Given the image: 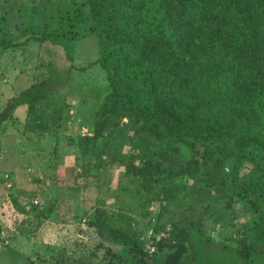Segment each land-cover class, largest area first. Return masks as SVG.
Instances as JSON below:
<instances>
[{"label":"rangeland","instance_id":"rangeland-1","mask_svg":"<svg viewBox=\"0 0 264 264\" xmlns=\"http://www.w3.org/2000/svg\"><path fill=\"white\" fill-rule=\"evenodd\" d=\"M159 3L0 0V43H17L12 50L0 46V110L17 92L16 86L24 88L34 81L39 59L52 62L61 75L68 76L61 97L45 108L49 112L64 99L55 134L24 130L20 111L0 131V240L4 243L0 264L134 263L141 255L137 247L97 248L98 239L89 225L97 207L130 217V230L141 248L149 247L151 252L155 247L156 264H176L170 259L175 253L171 245L184 228L191 229V245L185 246L183 258L197 260L199 256L202 264H247L232 252L238 249L243 235H247V243L256 241L252 226L264 215L261 194L245 199L223 194L218 201L211 196L208 202L213 205V213L209 216L204 215L203 205L189 208V199H172L161 207L159 201L148 200L140 192L134 178L124 176L119 160L128 158V141L115 161L103 152L101 139L96 140L91 153L83 155L78 147L81 138L92 135V115L110 92L105 72L97 64L87 65L100 57L104 44L125 55L135 71L142 74L149 69L139 61L137 45L143 43L144 36L149 40L170 39L158 11ZM200 16L199 8L188 7L186 18L200 22ZM46 31L73 39L72 63L60 47L48 42L22 44ZM247 108L257 111L264 123V95L248 103ZM181 161V157L171 158L169 164ZM13 198L26 213L16 208ZM253 201L261 206H251ZM49 206L52 211L44 218ZM250 264H264V254H257Z\"/></svg>","mask_w":264,"mask_h":264},{"label":"trees","instance_id":"trees-1","mask_svg":"<svg viewBox=\"0 0 264 264\" xmlns=\"http://www.w3.org/2000/svg\"><path fill=\"white\" fill-rule=\"evenodd\" d=\"M189 6L199 8L200 22L186 18ZM158 11L170 39L144 36L141 45L133 40L139 61L149 69L142 74L135 71L125 55L104 44L100 57L87 65L97 64L105 72L110 92L92 115V135L78 143L81 153L93 152L101 139L103 152L115 161L128 141V158L119 160L124 176L134 178L140 192L161 207L172 199H189V208L203 205L209 216L211 196L217 201L223 194L264 197V123L257 111L247 108L264 95V0H160ZM30 41L58 46L73 62L74 41L66 34L46 31L22 44ZM0 44L3 49L17 47V43ZM38 61L34 81L8 98L0 110V131L19 107L25 108L24 130L53 135L59 128L64 99L49 112L45 108L61 97L68 76L50 61ZM177 157L182 161L169 164ZM13 202L21 213L27 212L15 198ZM251 206L261 204L253 201ZM51 211L49 206L44 218ZM130 222L121 213L95 208L89 225L97 248L137 247L141 255L132 264H156L155 247L152 253L149 247L142 249L131 236ZM252 229L256 241L247 243L243 235L232 252L247 264L264 254V215L253 221ZM190 239L191 229L177 232L171 245L174 263L202 264L199 256L183 258ZM158 247L162 248L159 242Z\"/></svg>","mask_w":264,"mask_h":264},{"label":"crops","instance_id":"crops-1","mask_svg":"<svg viewBox=\"0 0 264 264\" xmlns=\"http://www.w3.org/2000/svg\"><path fill=\"white\" fill-rule=\"evenodd\" d=\"M18 80H19V78H18L17 80H15V81L17 82ZM15 81H14V82H15ZM14 82H13V83H14ZM14 84H15V83H14ZM30 84H31V83H30ZM30 84H29V85H30ZM29 85H26L24 88H20V89H18V87L16 86V88H17L16 91H17V92H15V93H13L12 95H10V97H11V96H14V95H16L17 93H19L20 91L24 90V89H25L26 87H28ZM10 97H9V98H10ZM19 111H20V113H23V117H24V111H25V108H24V107H19V108L16 110L15 114H16L17 112H19ZM14 116H15V115H14Z\"/></svg>","mask_w":264,"mask_h":264},{"label":"water","instance_id":"water-1","mask_svg":"<svg viewBox=\"0 0 264 264\" xmlns=\"http://www.w3.org/2000/svg\"><path fill=\"white\" fill-rule=\"evenodd\" d=\"M132 238L135 239L136 238V235L134 233H132Z\"/></svg>","mask_w":264,"mask_h":264},{"label":"built area","instance_id":"built-area-1","mask_svg":"<svg viewBox=\"0 0 264 264\" xmlns=\"http://www.w3.org/2000/svg\"><path fill=\"white\" fill-rule=\"evenodd\" d=\"M71 110V109H70ZM151 252H152V249H151Z\"/></svg>","mask_w":264,"mask_h":264}]
</instances>
